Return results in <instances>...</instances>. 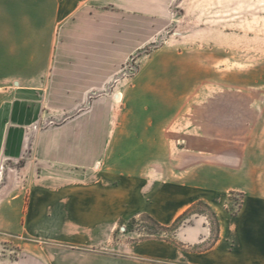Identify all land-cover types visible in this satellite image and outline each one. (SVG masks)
Listing matches in <instances>:
<instances>
[{"label":"crops","instance_id":"0c3cea01","mask_svg":"<svg viewBox=\"0 0 264 264\" xmlns=\"http://www.w3.org/2000/svg\"><path fill=\"white\" fill-rule=\"evenodd\" d=\"M185 1L0 0V264H124L103 251L119 220L171 222L233 191L238 213L217 212L218 239L185 261L264 264V170L219 186L189 175L182 145L172 151L189 95L228 79L220 67L235 61L234 35L214 24L189 48L175 12Z\"/></svg>","mask_w":264,"mask_h":264},{"label":"rangeland","instance_id":"374dc122","mask_svg":"<svg viewBox=\"0 0 264 264\" xmlns=\"http://www.w3.org/2000/svg\"><path fill=\"white\" fill-rule=\"evenodd\" d=\"M184 6L186 11L177 6L175 12L181 17L183 33L190 35L189 48L197 47L196 29L213 24L220 30L230 29L235 37L231 53L235 61L230 68L220 67L221 71L230 69L233 75L221 79L219 85L205 81L189 95V110L182 121L177 120L171 135L173 153L178 155L182 145V157L187 156L182 165L189 175L197 169L205 180L214 176L220 186L229 173L239 176L264 170V138L260 143V136H264V0H186ZM174 27L164 35L179 32L178 24ZM136 70L137 64L131 61L125 73ZM181 131L186 132V141L174 142ZM228 151L237 156L232 167L222 161ZM175 161L173 168H178L180 159ZM242 201V192L216 193L209 199L195 200L167 223L145 212L131 214L114 224L103 251L122 258L124 264H191L184 256L208 249L218 239L216 213L235 215ZM28 243L37 244L33 240ZM148 252L155 255L144 254ZM16 254L13 251L12 258ZM45 259L51 263L50 255Z\"/></svg>","mask_w":264,"mask_h":264},{"label":"built area","instance_id":"2783aa9c","mask_svg":"<svg viewBox=\"0 0 264 264\" xmlns=\"http://www.w3.org/2000/svg\"><path fill=\"white\" fill-rule=\"evenodd\" d=\"M131 69L133 68V67H130Z\"/></svg>","mask_w":264,"mask_h":264}]
</instances>
